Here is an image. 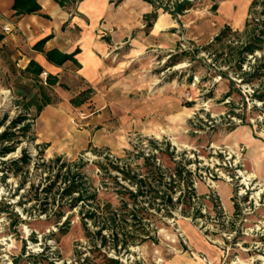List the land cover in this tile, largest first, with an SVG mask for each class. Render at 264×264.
Returning <instances> with one entry per match:
<instances>
[{
    "label": "rangeland",
    "instance_id": "obj_1",
    "mask_svg": "<svg viewBox=\"0 0 264 264\" xmlns=\"http://www.w3.org/2000/svg\"><path fill=\"white\" fill-rule=\"evenodd\" d=\"M152 1L153 11L169 17L171 28H160L174 42L156 43L133 58L128 44L112 48L107 59L128 80L114 86L99 108L90 100L92 90L82 104L72 105L79 91L75 81L62 79L58 88L44 84L34 66L25 70L15 50L0 45V134L18 116L31 123L24 133L11 130L10 142L0 140V151L13 148L0 157V264H109V258L118 264H264V104L254 103L255 93L264 94V6L259 2L244 25H234L219 19L225 0ZM184 3L189 6L182 14L172 12ZM254 35L262 43L239 69L238 49ZM42 93L51 104L38 112ZM24 154L27 163H11ZM150 155L162 172L185 165L199 198L193 208L176 204L175 219L159 200L149 208V197L141 198L156 243L115 253L110 243L100 245L90 223V235L85 233L79 207L43 191L60 156L81 165L100 205L116 207L121 174L112 166H128L147 178L143 157ZM196 209L202 218H194Z\"/></svg>",
    "mask_w": 264,
    "mask_h": 264
},
{
    "label": "crops",
    "instance_id": "obj_2",
    "mask_svg": "<svg viewBox=\"0 0 264 264\" xmlns=\"http://www.w3.org/2000/svg\"><path fill=\"white\" fill-rule=\"evenodd\" d=\"M252 1L240 0L238 4L223 1L221 24L227 20L225 22L244 25ZM13 2L0 0V45L15 50L21 57L22 68L26 69L32 61L42 68L40 78L43 73L56 77L57 88L62 79H71L79 87L76 95L86 89L92 90L90 100L96 108L106 105L114 86L128 80L119 78L121 69L109 63L107 55L112 48L128 44L127 56L133 58L156 43L169 45L170 41L174 42L169 33L160 28L161 25L171 28L169 17H160L150 4L141 0H63L62 5L55 0H38L41 7L38 13L21 16L15 15ZM153 12L155 18L150 16ZM48 36L51 38L41 49L34 47ZM53 49L65 54H72L77 49L73 58L78 64L72 61L60 67L50 64L45 53ZM51 133L56 134V131Z\"/></svg>",
    "mask_w": 264,
    "mask_h": 264
},
{
    "label": "trees",
    "instance_id": "obj_3",
    "mask_svg": "<svg viewBox=\"0 0 264 264\" xmlns=\"http://www.w3.org/2000/svg\"><path fill=\"white\" fill-rule=\"evenodd\" d=\"M55 1L60 5L63 4V0ZM120 1L121 0H117V2ZM146 1L149 2L150 5L154 4L152 0ZM259 2L264 6V0H253L251 8L259 4ZM188 6L189 3L177 4L175 11L172 12H174V14H182V12L188 9ZM155 7L157 8V6ZM12 9L15 12V15L21 16L36 14L39 12L41 7L38 0H14ZM150 16L155 18L156 15L153 12ZM228 30V28H225L224 31H221V33L216 37V39L219 40L222 38ZM261 32L264 33V31ZM259 36L254 35L248 43H244V47H240V49H238L237 55L240 61L238 65L239 69L241 68V64L246 59V54H252L260 47L258 43H262V39H260ZM50 38L51 36L45 37L34 47L41 49L45 42H47ZM76 53H78L77 49L72 54H65L57 49H53L45 53V58L50 64L60 67L67 61H72L73 63L78 64L73 58ZM33 66L35 68V74L39 75L42 72V68L35 65L32 61L28 63L25 70H28ZM255 76L257 75H254V77ZM57 82L58 79L52 75H48L46 78V84L49 86H54ZM90 92V89L81 91L77 97L70 100V103L74 106L82 104L86 99L85 96L90 94ZM80 96V100L77 99ZM254 96L257 100L264 101V94L259 95V93H255ZM42 99L43 101L41 104L37 106L38 112L51 104L50 97L46 93H42ZM27 120L28 119L25 115L18 116L13 119L7 126L6 130L0 134V140L10 142L14 136V133L11 132V130L16 128L23 133L29 131L31 123L27 122ZM154 149L155 151H160V144L155 143ZM11 151H13L11 146L3 147L0 151V157L10 153ZM106 159L108 160V158ZM143 159L146 166H149L150 168L148 174V177H150L149 180L148 177L143 178L139 173L133 171L128 166H112L113 170L121 174L120 181L116 180L115 182L117 188L114 191L116 192V196L118 198V205L116 207L112 206L108 202L100 205L98 202L99 200L97 199L98 190L92 189V191H90V184L80 171L81 165H77V163H65L62 161L60 156L56 157L53 161L55 165L60 163L57 168V172L54 175V180L47 184L43 191L45 193H51L53 191L56 192L60 195V199L62 201L65 198H68L69 201L67 200L66 202L68 207L71 209L79 207V212L81 214L80 221L85 233L90 235L88 227V223H90L92 227L96 228L94 234L101 237L100 245L105 247L108 243H110V248L115 253H119L120 249L126 250L129 245H134L135 243L142 244L147 241L156 243V238L154 236L155 232L149 229L148 225L144 223V220L149 214L147 213L148 209L155 208L154 202L159 200V203L163 206L162 209L166 211V215L175 219L172 208L176 204L187 203L190 208H193L194 199L198 200L199 198L194 192L192 183L188 182L186 179L189 171L186 169L185 165H182L181 163L178 164L172 173L168 171L162 172L159 165H156L154 162V155L143 157ZM27 160L28 157L24 154L20 160H14L11 161V163L17 166L19 163H27ZM99 168L103 172H107L103 164H100ZM48 180H50V178ZM57 183L58 185H56ZM176 191L179 192V196L174 199L172 194ZM143 197H149V208H144L142 206L141 198ZM85 207H88V209L83 212ZM195 212L196 213L193 215L194 218L203 217L199 209H196ZM65 223L66 225L68 224L67 221ZM108 263L118 264L119 260L109 258Z\"/></svg>",
    "mask_w": 264,
    "mask_h": 264
},
{
    "label": "built area",
    "instance_id": "obj_4",
    "mask_svg": "<svg viewBox=\"0 0 264 264\" xmlns=\"http://www.w3.org/2000/svg\"><path fill=\"white\" fill-rule=\"evenodd\" d=\"M42 76H43V77H42V79H43V83L46 84V78H47V75H46L45 73H43ZM249 91H251V93L254 94V91H253V90H249ZM251 96H252V95H251ZM258 101H259V100H258ZM254 103H255V104L259 103V104L262 105V104H264V101H259V102H257L256 100H254ZM238 120L241 121V118H240V119L238 118Z\"/></svg>",
    "mask_w": 264,
    "mask_h": 264
},
{
    "label": "bare ground",
    "instance_id": "obj_5",
    "mask_svg": "<svg viewBox=\"0 0 264 264\" xmlns=\"http://www.w3.org/2000/svg\"><path fill=\"white\" fill-rule=\"evenodd\" d=\"M179 67H183V65H179L178 68H179ZM4 94H5V99H4V101H5V104H6V102L10 100V97H9V93H8V91H4ZM1 106H2V104L0 103V107H1ZM235 145H236V144H235Z\"/></svg>",
    "mask_w": 264,
    "mask_h": 264
}]
</instances>
